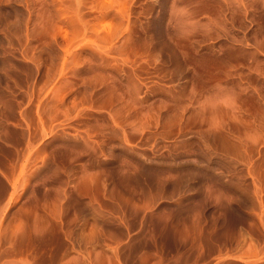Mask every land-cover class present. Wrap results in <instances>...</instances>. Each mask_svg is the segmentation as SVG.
<instances>
[{"label": "rangeland", "instance_id": "obj_1", "mask_svg": "<svg viewBox=\"0 0 264 264\" xmlns=\"http://www.w3.org/2000/svg\"><path fill=\"white\" fill-rule=\"evenodd\" d=\"M0 264H264V0H0Z\"/></svg>", "mask_w": 264, "mask_h": 264}]
</instances>
